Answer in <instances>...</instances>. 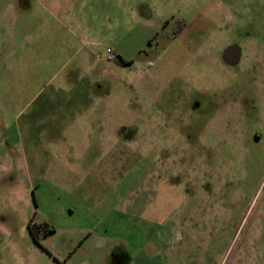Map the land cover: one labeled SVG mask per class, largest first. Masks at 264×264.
Instances as JSON below:
<instances>
[{
  "label": "rangeland",
  "instance_id": "obj_1",
  "mask_svg": "<svg viewBox=\"0 0 264 264\" xmlns=\"http://www.w3.org/2000/svg\"><path fill=\"white\" fill-rule=\"evenodd\" d=\"M0 264H264V0H0Z\"/></svg>",
  "mask_w": 264,
  "mask_h": 264
},
{
  "label": "flooded vegetation",
  "instance_id": "obj_2",
  "mask_svg": "<svg viewBox=\"0 0 264 264\" xmlns=\"http://www.w3.org/2000/svg\"><path fill=\"white\" fill-rule=\"evenodd\" d=\"M168 22H169V20H167L165 22V24H167ZM165 24L163 25L164 27L166 26ZM184 26H185L184 25V22L180 21L179 24H178V28H176L174 30V35L177 36L183 30ZM154 39H155V36H154V38L149 39L147 43L151 45L152 44V41ZM165 39H167V38H165ZM118 59H119V62L121 64H123V65H125V64H131L132 63L131 61L126 60V59H124L122 57H119ZM225 61L226 62H229L230 60H225ZM96 89H100V88H96ZM107 93L108 92H106V94ZM208 110H210V107L209 106H207L206 108H204V107H202V105L198 101H194L193 104H192V106L189 107V109L186 110L185 114L187 113L188 116H190L191 114H193L195 112H198V114H200V112L208 111ZM174 112L175 111H169L168 113H164V112L163 113H159V112L157 113L156 112L155 116L158 117V118H160L159 120L163 121V127H164V129L167 128V126H164V125L170 126V125H176V124L180 123V122H176L177 121V118H176V115H175ZM239 112L241 114L242 112H245V111L244 110H240ZM239 115H238V117H239ZM217 119L219 120L220 117H217ZM238 122H239V119H238ZM180 125H181V123H180ZM130 131L131 130L130 129H127L126 127H123V128L120 129V133L119 134L121 135V138L124 141H126L127 138L130 139L133 136V133L130 136L128 135V132H130ZM158 143L159 144L156 145V148L161 149L162 148L161 146L164 143L161 144V141L160 140L158 141ZM188 144H189V148H192L194 146L191 142H188ZM186 191L187 192H191L194 195V197H197V196H200V197H210V196H218V194H220V192L222 190L221 189L218 190V189L210 188L209 187V183H206L205 184V188H202V189L191 188V189H187ZM212 205L214 206V204H212ZM194 206H197V205H194ZM29 230H30V234L33 237V239L35 240V242L41 246L42 241L44 239H46L47 236H48V233H49V230H50V224L48 222H46V221H43V222H35L33 219H31L30 222H29Z\"/></svg>",
  "mask_w": 264,
  "mask_h": 264
},
{
  "label": "trees",
  "instance_id": "obj_3",
  "mask_svg": "<svg viewBox=\"0 0 264 264\" xmlns=\"http://www.w3.org/2000/svg\"><path fill=\"white\" fill-rule=\"evenodd\" d=\"M52 230H49V232H51ZM53 232V231H52ZM38 241V240H37Z\"/></svg>",
  "mask_w": 264,
  "mask_h": 264
}]
</instances>
